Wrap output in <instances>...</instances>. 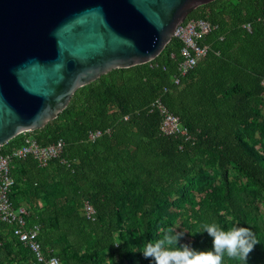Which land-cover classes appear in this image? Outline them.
<instances>
[{
  "label": "trees",
  "instance_id": "obj_1",
  "mask_svg": "<svg viewBox=\"0 0 264 264\" xmlns=\"http://www.w3.org/2000/svg\"><path fill=\"white\" fill-rule=\"evenodd\" d=\"M206 18L219 26L206 37L216 42L181 87L172 84L181 46L173 39L153 61L113 70L78 89L55 120L30 132L41 146L60 139L65 143L62 155L47 167L29 158L12 171L15 184L24 182L34 202L41 195L54 198L45 209L36 208L39 212L26 208L29 224L40 226V244L61 264H133L127 245L117 239L122 231L120 203L125 189L140 184L139 220L145 239L152 240L153 223L161 217L159 207L196 167L189 164L194 151L215 156L222 180L215 202L229 208L228 228L238 225L256 233L260 243L247 264H264V217L255 195L228 180L232 166L264 197V155L243 135L244 130L253 132V122L264 120L258 105L264 100V25L259 21L264 18V0H216L197 8L188 20ZM247 23L252 25L251 33L243 29ZM159 97L188 128L193 143L160 134V117L149 110ZM107 129L110 134L88 142L90 131ZM23 142L24 136L19 135L0 151L9 153ZM51 183L62 187V196L51 194ZM14 190L15 185L11 199L19 207L22 204L14 198ZM212 199L208 194L202 201L197 230L204 223L221 225ZM86 201L96 210L93 221L82 213ZM200 235L204 240L199 244L204 249L211 247L207 232ZM0 264H38L5 224H0ZM225 264L240 262L225 257Z\"/></svg>",
  "mask_w": 264,
  "mask_h": 264
},
{
  "label": "water",
  "instance_id": "obj_2",
  "mask_svg": "<svg viewBox=\"0 0 264 264\" xmlns=\"http://www.w3.org/2000/svg\"><path fill=\"white\" fill-rule=\"evenodd\" d=\"M216 0H0V147L44 128L75 92L156 59Z\"/></svg>",
  "mask_w": 264,
  "mask_h": 264
},
{
  "label": "rangeland",
  "instance_id": "obj_3",
  "mask_svg": "<svg viewBox=\"0 0 264 264\" xmlns=\"http://www.w3.org/2000/svg\"><path fill=\"white\" fill-rule=\"evenodd\" d=\"M258 105L264 116V100H259ZM252 129L253 132L251 133H247V130H244L243 135L257 151L264 155V120L253 122ZM189 164L196 167L193 168V171L186 179L176 184L178 191L171 195L169 201L166 204L162 203L159 207L158 211L161 217L157 222L153 223L152 240L150 241L145 239L139 220L143 196L140 184L136 183V186H129L125 189L120 203L123 217L122 231L117 235V239L127 245L133 264H154L151 258L146 259L143 256L142 251L149 242L155 243L162 239L169 227L176 228L177 232L184 233L179 244H189L194 249L195 246H198L199 251L212 249V238L209 240L211 247L208 249H204L199 244V242H203L204 238L201 237L200 233H196L198 230L195 225L199 222L198 216L201 214L200 209L203 199L208 194H212L214 196L213 202L219 200L222 186L221 174L216 166L215 156L208 152H192L189 157ZM228 180L236 187H245L253 192L256 198V205L264 217V197L262 192L232 166L228 168ZM51 185V194L62 196L60 194V188L62 187L53 183ZM28 191L24 182L17 180L14 198L19 204L30 208L34 213L38 211L36 208L43 210L54 200L52 196L41 195L34 202ZM215 208L221 218L220 226L225 230L229 229L226 221H229L231 217L226 203L215 202Z\"/></svg>",
  "mask_w": 264,
  "mask_h": 264
},
{
  "label": "built area",
  "instance_id": "obj_4",
  "mask_svg": "<svg viewBox=\"0 0 264 264\" xmlns=\"http://www.w3.org/2000/svg\"><path fill=\"white\" fill-rule=\"evenodd\" d=\"M259 21L264 25V18L259 19ZM218 29L219 26L207 18L187 19L177 27L173 39H176L181 46L178 74L172 78L174 86L181 87L182 80L194 71L199 62L211 52V46L204 44L203 41L209 35L217 32ZM243 29L251 33L252 25L250 23L244 24ZM223 38L220 36L219 40H223ZM261 86L263 88L262 98L264 99V79ZM167 91L168 89H165L164 93ZM149 110L160 117L159 132L161 135L181 139L184 143L194 142L188 128L183 125L178 116L167 108L162 97L155 99L150 104ZM124 119L128 120V117ZM110 132V129L90 131L87 140L94 143ZM20 135L24 136V142L21 146L6 154L0 151V224H5L11 229L13 237L30 252L38 264H61L60 259L53 252L44 250L38 240L40 226L29 224L30 212L23 205L15 207L11 194L15 185L12 171L18 162L31 158L39 167L45 168L51 161L62 155L65 143L60 139L53 144L41 146L30 132H24ZM82 213L89 220L95 219L96 210L88 201L84 203Z\"/></svg>",
  "mask_w": 264,
  "mask_h": 264
},
{
  "label": "clouds",
  "instance_id": "obj_5",
  "mask_svg": "<svg viewBox=\"0 0 264 264\" xmlns=\"http://www.w3.org/2000/svg\"><path fill=\"white\" fill-rule=\"evenodd\" d=\"M202 232L212 238L211 250L199 251L189 244H179L184 233L169 227L162 239L145 245L143 256L154 264H225V257L247 264L250 253L260 243L250 228L238 225L225 230L216 222L204 223L196 233Z\"/></svg>",
  "mask_w": 264,
  "mask_h": 264
},
{
  "label": "crops",
  "instance_id": "obj_6",
  "mask_svg": "<svg viewBox=\"0 0 264 264\" xmlns=\"http://www.w3.org/2000/svg\"><path fill=\"white\" fill-rule=\"evenodd\" d=\"M215 42H216L215 40L212 41V39L207 38L204 44L210 45L212 47Z\"/></svg>",
  "mask_w": 264,
  "mask_h": 264
}]
</instances>
